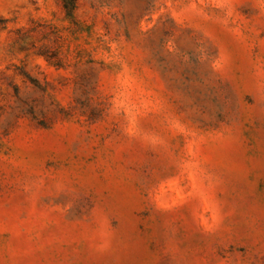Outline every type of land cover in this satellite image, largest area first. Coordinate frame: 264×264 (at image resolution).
Returning a JSON list of instances; mask_svg holds the SVG:
<instances>
[{"label": "rangeland", "instance_id": "374dc122", "mask_svg": "<svg viewBox=\"0 0 264 264\" xmlns=\"http://www.w3.org/2000/svg\"><path fill=\"white\" fill-rule=\"evenodd\" d=\"M0 0V264H264V0Z\"/></svg>", "mask_w": 264, "mask_h": 264}, {"label": "trees", "instance_id": "16d2710c", "mask_svg": "<svg viewBox=\"0 0 264 264\" xmlns=\"http://www.w3.org/2000/svg\"><path fill=\"white\" fill-rule=\"evenodd\" d=\"M65 7L68 15L73 14L76 8V0H71L69 3L65 4Z\"/></svg>", "mask_w": 264, "mask_h": 264}]
</instances>
